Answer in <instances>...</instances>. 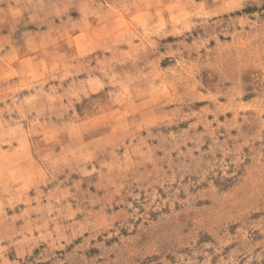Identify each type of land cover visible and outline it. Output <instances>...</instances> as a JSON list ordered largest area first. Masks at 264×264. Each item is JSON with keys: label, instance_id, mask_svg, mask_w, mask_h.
<instances>
[{"label": "rangeland", "instance_id": "obj_1", "mask_svg": "<svg viewBox=\"0 0 264 264\" xmlns=\"http://www.w3.org/2000/svg\"><path fill=\"white\" fill-rule=\"evenodd\" d=\"M0 264H264V0H0Z\"/></svg>", "mask_w": 264, "mask_h": 264}]
</instances>
